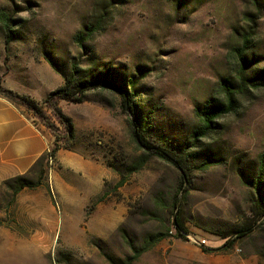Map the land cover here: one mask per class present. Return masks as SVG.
Here are the masks:
<instances>
[{
  "label": "rangeland",
  "instance_id": "rangeland-1",
  "mask_svg": "<svg viewBox=\"0 0 264 264\" xmlns=\"http://www.w3.org/2000/svg\"><path fill=\"white\" fill-rule=\"evenodd\" d=\"M111 1L103 28L81 47L75 35L102 0H0L16 31L7 45L0 25V87L34 100L36 111L18 106L49 137L48 152L61 147L43 173L32 168L36 187L15 194L0 186V264H264L253 187L264 154V89L193 150L190 183L156 157L133 171L144 152L118 94L89 91L81 102L52 94L73 63L136 78L148 136L185 144L196 107L234 73L231 51L250 25V59L264 69V8L248 0ZM209 157L215 162L201 166ZM244 228L250 234L238 238ZM151 234L160 240L135 259Z\"/></svg>",
  "mask_w": 264,
  "mask_h": 264
},
{
  "label": "trees",
  "instance_id": "trees-1",
  "mask_svg": "<svg viewBox=\"0 0 264 264\" xmlns=\"http://www.w3.org/2000/svg\"><path fill=\"white\" fill-rule=\"evenodd\" d=\"M248 2L257 9V12L264 8V0H248ZM113 6L111 0H102L98 14L94 15L92 21L85 23L83 28L75 35V40L81 47H84V44L103 28L108 13ZM0 25L4 28L6 44L8 45L14 39L16 31L13 27L11 14L4 9H0ZM255 32L256 29L251 25L249 28L239 31L238 42L231 51V58L235 66L234 73L222 79L217 94L207 98L201 105L196 107V128L193 129L189 141L180 146L158 143L148 136L149 127L142 117L141 93L137 89L139 81L136 78H130L129 81L122 79L121 81V76L115 75L111 69L95 73L96 70H87L81 67L80 64L73 63L69 74L63 75V85L52 94L75 102L83 101L85 94L89 91L109 89L118 94L121 107L129 116L128 123L132 131V137L144 152L138 159L139 163L134 165L133 171L139 170L149 159L156 157L175 166L180 171L181 181L190 183L194 171L193 157L196 154L193 150L202 145L203 140L218 129V121L221 118L240 110L246 96L264 89V69L255 66L250 59ZM51 63L54 66V63ZM0 95L16 105L20 104L19 100H22L31 110L36 111L39 108L34 100L14 93L9 89L0 87ZM68 127V131L72 133L74 126L70 119H68ZM60 148V145L55 142L52 149L39 158L34 166H39L40 172L43 173L50 158L56 157ZM213 162H215L213 157H209L201 162V166L209 167ZM32 168L24 175L6 179L3 185L13 190L15 194H18L24 188L36 187V182L29 177ZM253 187L256 195V211L259 215L264 216V154L260 155L258 173L254 179ZM175 225L178 229V235L186 232L184 223L178 213L175 214ZM250 232L251 229H241L238 231L237 237H246ZM160 238L161 236L158 237L157 234L149 235L134 258H138L144 251L156 244ZM234 242V240H230L225 246L230 248Z\"/></svg>",
  "mask_w": 264,
  "mask_h": 264
},
{
  "label": "crops",
  "instance_id": "crops-1",
  "mask_svg": "<svg viewBox=\"0 0 264 264\" xmlns=\"http://www.w3.org/2000/svg\"><path fill=\"white\" fill-rule=\"evenodd\" d=\"M50 145L49 137L21 107L0 95V186L29 172Z\"/></svg>",
  "mask_w": 264,
  "mask_h": 264
}]
</instances>
